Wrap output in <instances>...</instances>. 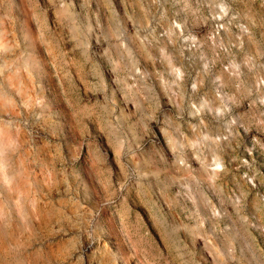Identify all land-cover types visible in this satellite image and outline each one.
<instances>
[{"label":"rangeland","instance_id":"1","mask_svg":"<svg viewBox=\"0 0 264 264\" xmlns=\"http://www.w3.org/2000/svg\"><path fill=\"white\" fill-rule=\"evenodd\" d=\"M0 264H264V0H0Z\"/></svg>","mask_w":264,"mask_h":264},{"label":"bare ground","instance_id":"2","mask_svg":"<svg viewBox=\"0 0 264 264\" xmlns=\"http://www.w3.org/2000/svg\"><path fill=\"white\" fill-rule=\"evenodd\" d=\"M170 237H168V239H169Z\"/></svg>","mask_w":264,"mask_h":264}]
</instances>
